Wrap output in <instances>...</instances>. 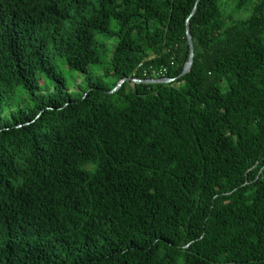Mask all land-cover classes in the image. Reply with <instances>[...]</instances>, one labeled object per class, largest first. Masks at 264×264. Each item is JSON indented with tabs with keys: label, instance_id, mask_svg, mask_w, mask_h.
I'll return each mask as SVG.
<instances>
[{
	"label": "trees",
	"instance_id": "16d2710c",
	"mask_svg": "<svg viewBox=\"0 0 264 264\" xmlns=\"http://www.w3.org/2000/svg\"><path fill=\"white\" fill-rule=\"evenodd\" d=\"M195 3L0 0V264H264V0H200L178 77Z\"/></svg>",
	"mask_w": 264,
	"mask_h": 264
},
{
	"label": "rangeland",
	"instance_id": "374dc122",
	"mask_svg": "<svg viewBox=\"0 0 264 264\" xmlns=\"http://www.w3.org/2000/svg\"><path fill=\"white\" fill-rule=\"evenodd\" d=\"M236 2L237 0H224L223 12L226 17L234 14L236 18H242L249 14V9L236 11ZM98 39L99 42L103 44L101 46L102 63L90 67L91 80L93 82L112 84L115 81V77L113 75H105V71L110 66V57L116 43V38L108 39L104 35H99ZM52 56L54 57V54H52ZM55 60L59 70L66 77L69 90L73 94L82 92L88 88L89 81L86 80V74L70 69L65 63H63V60L60 57H55ZM40 88L42 91L47 92L53 88V82L42 76L40 78Z\"/></svg>",
	"mask_w": 264,
	"mask_h": 264
},
{
	"label": "water",
	"instance_id": "95a60500",
	"mask_svg": "<svg viewBox=\"0 0 264 264\" xmlns=\"http://www.w3.org/2000/svg\"><path fill=\"white\" fill-rule=\"evenodd\" d=\"M199 1L200 0H196L193 11L187 19V37H188V43L190 46V54H189L188 61L185 63L183 70L178 77H182V76L186 75L191 70V67L193 64L194 55H195V46H194L193 36H192L191 30H190V17L196 12ZM176 78L177 77L147 78V79H141L140 81L145 82V83H169V82H172L173 80H175ZM125 80H126V78L121 79L117 83L116 87L113 88L111 91H116L122 85V83Z\"/></svg>",
	"mask_w": 264,
	"mask_h": 264
},
{
	"label": "built area",
	"instance_id": "2783aa9c",
	"mask_svg": "<svg viewBox=\"0 0 264 264\" xmlns=\"http://www.w3.org/2000/svg\"><path fill=\"white\" fill-rule=\"evenodd\" d=\"M174 64H175V57L173 56V57L171 58V65H174ZM142 65H143V62H141V63L139 64V67H141ZM167 72H168V67H167V66H164V65H162L161 67H159V69H154V75H155V76H163V75H165ZM144 74L146 75L147 73L144 72ZM140 80H141L140 78H136V77L133 78V81H134V82H138V81H140Z\"/></svg>",
	"mask_w": 264,
	"mask_h": 264
}]
</instances>
